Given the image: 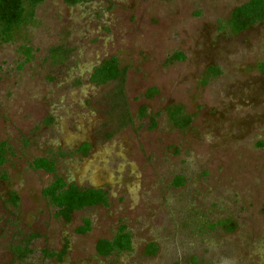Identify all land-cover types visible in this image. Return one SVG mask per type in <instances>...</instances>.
I'll list each match as a JSON object with an SVG mask.
<instances>
[{
	"label": "rangeland",
	"instance_id": "rangeland-1",
	"mask_svg": "<svg viewBox=\"0 0 264 264\" xmlns=\"http://www.w3.org/2000/svg\"><path fill=\"white\" fill-rule=\"evenodd\" d=\"M245 1L45 0L0 41V264H264V20L224 26ZM111 57L120 76L91 83ZM43 156L54 173L32 168ZM55 175L105 189L108 205L55 217L41 194ZM120 224L131 250L98 256ZM65 243L61 261L45 257Z\"/></svg>",
	"mask_w": 264,
	"mask_h": 264
},
{
	"label": "trees",
	"instance_id": "trees-1",
	"mask_svg": "<svg viewBox=\"0 0 264 264\" xmlns=\"http://www.w3.org/2000/svg\"><path fill=\"white\" fill-rule=\"evenodd\" d=\"M45 0H0V41L10 42L18 29L27 24L34 18L35 8ZM81 0H65L67 4H74ZM264 20V0H247L244 3L236 6L228 20L225 22L232 33H240L249 27ZM26 58H30V48H25ZM52 59L62 61L63 50L59 48L50 49ZM181 53H175L169 57L170 60L182 59ZM218 70L216 67H209L205 76H214ZM120 76V69L116 57H111L103 60L99 65L93 68L89 75V81L96 85H104ZM156 92L155 89H149L146 96L150 97ZM166 112L170 122L176 127L184 128L190 122V117L183 113L181 106L168 107ZM89 149L87 143L76 149V152L86 154ZM6 148L5 143H0V166L5 161ZM31 166L34 169L44 170L49 173L55 172V162L52 157H38L32 160ZM175 185H182L183 179L176 177ZM42 196L55 209V217L70 222L72 215L79 210L94 206H107L108 193L103 188L92 186H77L74 183H67L61 176L55 175L53 180L41 190ZM10 201L16 204L17 198L10 197ZM223 226L231 229V224L221 222ZM91 230V222L84 218L82 224L75 229L76 233H86ZM131 233L127 230V226L120 224L115 234L110 239L101 238L95 244V251L98 256L108 257L112 254H120L131 250ZM67 243L60 251H44L46 258L56 259L61 261L67 249ZM150 245L148 249L153 252L154 249ZM148 250V251H149Z\"/></svg>",
	"mask_w": 264,
	"mask_h": 264
},
{
	"label": "flooded vegetation",
	"instance_id": "flooded-vegetation-1",
	"mask_svg": "<svg viewBox=\"0 0 264 264\" xmlns=\"http://www.w3.org/2000/svg\"><path fill=\"white\" fill-rule=\"evenodd\" d=\"M80 2V1H79ZM76 3H78V2H76ZM76 3H74V4H76ZM97 188V187H96ZM99 188V187H98Z\"/></svg>",
	"mask_w": 264,
	"mask_h": 264
}]
</instances>
